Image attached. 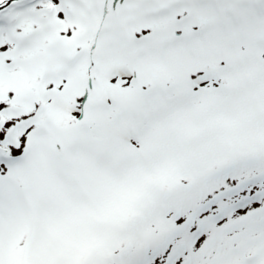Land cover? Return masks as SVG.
Instances as JSON below:
<instances>
[{
	"label": "snow or ice",
	"instance_id": "1",
	"mask_svg": "<svg viewBox=\"0 0 264 264\" xmlns=\"http://www.w3.org/2000/svg\"><path fill=\"white\" fill-rule=\"evenodd\" d=\"M0 264H264V0H0Z\"/></svg>",
	"mask_w": 264,
	"mask_h": 264
}]
</instances>
